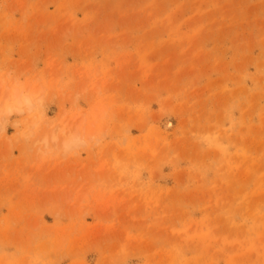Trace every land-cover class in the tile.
I'll return each mask as SVG.
<instances>
[{"label": "rangeland", "instance_id": "1", "mask_svg": "<svg viewBox=\"0 0 264 264\" xmlns=\"http://www.w3.org/2000/svg\"><path fill=\"white\" fill-rule=\"evenodd\" d=\"M11 84L0 264H264V0H0Z\"/></svg>", "mask_w": 264, "mask_h": 264}, {"label": "bare ground", "instance_id": "2", "mask_svg": "<svg viewBox=\"0 0 264 264\" xmlns=\"http://www.w3.org/2000/svg\"><path fill=\"white\" fill-rule=\"evenodd\" d=\"M39 93H41V90L29 94L15 84L8 85L4 88L3 97L0 101V135H3L2 137L9 140L10 143L12 141H18L21 137L19 132H16L13 136H9L3 131L4 125L10 117H25L22 121L23 127L29 130L27 135H33L32 131L33 127L36 125L37 112H39V107L42 106L45 101V96L42 94L39 95ZM34 111H36V113ZM17 125L18 123L16 122V126ZM170 125L171 124L167 122L166 126L169 127ZM77 126L79 128L80 125ZM69 128L70 126L63 128L61 130V136H59V131L56 129L52 131V134L45 132L42 138L37 141V144H42L43 152L51 142L54 145L56 144V146H61L64 150L78 147L81 144V133L78 132L79 129L77 127V130H71V128ZM38 151H41L39 147Z\"/></svg>", "mask_w": 264, "mask_h": 264}]
</instances>
